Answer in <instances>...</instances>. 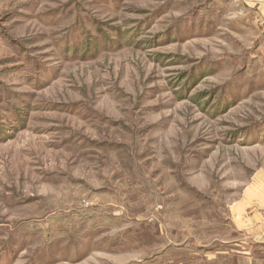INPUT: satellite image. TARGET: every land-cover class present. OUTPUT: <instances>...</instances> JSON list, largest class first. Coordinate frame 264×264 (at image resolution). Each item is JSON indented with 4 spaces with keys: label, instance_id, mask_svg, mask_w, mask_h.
I'll use <instances>...</instances> for the list:
<instances>
[{
    "label": "rangeland",
    "instance_id": "1",
    "mask_svg": "<svg viewBox=\"0 0 264 264\" xmlns=\"http://www.w3.org/2000/svg\"><path fill=\"white\" fill-rule=\"evenodd\" d=\"M0 264H264L260 0H0Z\"/></svg>",
    "mask_w": 264,
    "mask_h": 264
},
{
    "label": "crops",
    "instance_id": "2",
    "mask_svg": "<svg viewBox=\"0 0 264 264\" xmlns=\"http://www.w3.org/2000/svg\"><path fill=\"white\" fill-rule=\"evenodd\" d=\"M262 3H263V6H264V0H260ZM262 10H263V7H262Z\"/></svg>",
    "mask_w": 264,
    "mask_h": 264
}]
</instances>
